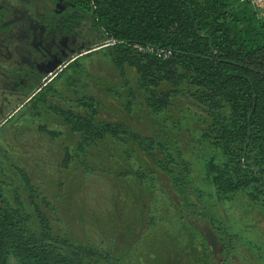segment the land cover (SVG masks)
I'll return each instance as SVG.
<instances>
[{
    "label": "trees",
    "instance_id": "16d2710c",
    "mask_svg": "<svg viewBox=\"0 0 264 264\" xmlns=\"http://www.w3.org/2000/svg\"><path fill=\"white\" fill-rule=\"evenodd\" d=\"M32 1L0 0L28 8L7 4L0 13L20 16L21 8L48 35H69L84 27L90 47L108 40L113 44L69 60L59 72V80L73 87L71 98L54 96L56 82L51 81L8 123L56 141L62 158L50 208L35 183L38 171L30 176L14 169L18 189L25 186L30 194L15 197L19 208L9 209L0 193V264H140L143 256L176 253L165 255L141 244L143 228L160 223L152 209L155 184L169 207L185 209L186 217L172 211L203 238L210 264H228L235 238L215 226L209 210L194 212L181 189L191 175L187 158L193 156L194 144L207 143L219 148L228 162L221 166L200 160L202 181L216 196L239 193L254 205H264V19L250 0H87L89 10L74 7L61 15L48 7L38 9ZM100 54L107 69L93 61ZM133 121H143L146 130L138 134ZM5 129H0V138ZM172 158L184 161L181 173L169 167ZM88 174L109 181L110 195L125 192L126 206L111 211L112 224L79 200L76 179L82 188ZM149 177L156 183L146 182ZM129 178L138 185L131 188ZM131 194L142 211L138 222L127 221ZM24 203L28 211L21 208ZM190 216L198 217L197 223ZM202 219L209 221L207 228L198 223ZM146 220L150 224L145 227ZM118 222L133 236L124 251H115L117 243L104 239L97 247L86 236L85 229L105 236L120 228ZM250 259L242 262L252 264Z\"/></svg>",
    "mask_w": 264,
    "mask_h": 264
},
{
    "label": "rangeland",
    "instance_id": "374dc122",
    "mask_svg": "<svg viewBox=\"0 0 264 264\" xmlns=\"http://www.w3.org/2000/svg\"><path fill=\"white\" fill-rule=\"evenodd\" d=\"M67 1L71 2L73 7H78L82 11L89 10L87 0ZM32 3L35 4L38 9L42 7H48L51 9V12H54L56 9L55 0H33ZM7 4L28 9L23 4L15 5V2H0V7L4 8L7 6ZM17 13H19V15H23L24 10L19 8ZM27 14L30 15L29 13ZM12 15H14V13H9L8 15L5 13H0V72L3 73V71H6L3 73V75H5V77L8 75V80H5V77H2V79H4L2 81L0 78V129L6 128L5 134H3L0 138V157H2L0 158V193L1 195L3 194L2 198H4V200H6V202L9 204V209L19 208V206H16L15 204V197H27L30 192L25 186L24 188L18 189L20 177L18 173L14 171V169L20 168L22 172L30 176L35 169L38 171V175L36 176L37 181H35V183H38L39 190L42 192L41 195L45 197L47 206L50 208L52 206V197L55 193L53 186H55L54 184L57 183L59 178L57 163L62 158V146L56 143V141L50 140L43 134L37 133L35 131L29 132L23 130L21 124L20 126L16 125L13 127L8 123L10 122L11 118L21 110V107H23L29 101L33 94H36L41 87L46 86L49 82L51 83V81L53 83L56 82L52 92L54 96H60L61 101L65 98L72 97L71 90L73 87H70L71 85L67 83V81L64 82L63 80H59V72L67 66L68 60L58 66L57 70L53 71L52 75L47 78V80H45L46 82L44 83L42 80L46 78L48 72L45 75L43 74L40 79L36 80L35 84H33L34 81L32 78L29 79L30 81L25 79L28 67L30 68L27 61L21 57L20 59L15 57L16 59H19V63L15 64V59L12 61L11 59L6 60L4 58L7 56V52L5 51L6 47H9L8 52L11 54L19 55L21 52V48L19 47V43L21 41L19 40V33L21 30L20 26L17 24L13 26L10 25L9 27L6 25H1L8 23V20L11 19ZM10 31L12 34L17 35H15L13 38H10ZM111 44H113V41L108 40L98 46L83 48L81 51H79L81 52L80 54H78L76 57L73 55L70 57V59L78 58V56L87 54L91 51H98V49ZM70 48L72 47L70 46ZM15 49L17 52H14L16 51ZM39 58L40 57L37 56L36 60H39ZM104 60L105 59L103 56H101V54L93 58V61H100V64L102 63L101 67L103 69H107L108 65ZM90 63H92V61H87L86 65ZM52 66L53 65L51 63L44 66L43 62H39L37 64L38 68L36 70L40 73ZM129 79L133 80L131 74H129ZM15 110L17 111L13 113ZM40 120H42V118ZM132 125L138 134H141V131H145L147 128V125L143 121H133ZM59 130L62 131V128ZM180 140H184V138H181ZM194 145L195 147L192 149L193 156L187 158L191 164L189 166L191 175L188 176V180H186V178L184 179L186 182L184 183L185 187L181 189L182 193H186V196L188 197V203L193 206L192 210L194 212H197L201 209L209 210L211 212L209 216L212 217V221L215 223V226L223 228L227 232V235H232L235 238L232 241L233 244L235 241V245L231 248L229 247L228 249L230 258L229 261L231 264H246L247 262H242V260L247 256L251 258L250 260H252V264H264V205H254L239 193H235L232 196L227 195V197L216 196L213 188L209 184L202 181L201 174H203V168L200 160H214L217 164L222 166L228 162V158L219 148L213 147L207 143ZM22 156L28 159L25 160ZM172 161L174 167L172 164H170L169 167L178 168L180 171L182 168L180 167V164H182L184 161L182 159L178 160L177 158H172ZM33 166H35V168H33ZM230 166H232V164H230ZM137 168L138 167L136 166L135 171H138ZM182 171L183 170H181L180 173ZM158 173L159 172H157V174ZM158 176H161L162 179H164V176L161 174H158ZM75 177L76 176H73V178ZM97 177L98 176L93 177L91 174L86 175L83 181L84 186L82 188L80 180L76 179V188H80L79 200L85 201L87 205H89L96 212V214L100 215L99 217L104 220V223L106 220L107 224H112L113 222L111 220V215L113 216L112 212H114L115 206H119V210L120 207L123 208L126 206L127 201L123 199L125 192H121L119 189V191H115L110 195V182L104 179L102 180L101 177H98L101 178L98 179ZM150 179H152V177H149V179L147 178L146 182L156 183V180ZM166 180H168V177H166ZM126 183L131 188H134V185H138V183L135 181V178L126 179ZM155 185L156 192L153 193L155 195H153L154 199L152 200V209L154 208V212L159 218L160 223L152 225V228H143V243L141 242V244L146 245L147 248H149V246H153L155 251H160L165 255L167 253L176 252V250L177 252L179 251L182 253L176 252L174 254L166 255L165 257L143 256L141 257L140 261H142V263L140 264H176V260L178 258H180V264H210L211 259L209 252L204 251V246L206 244H204L203 238L192 231V228L187 221H180L177 218V215L173 213V211H176L178 215L186 217L187 215L183 213V210L185 209L179 208V205H171V207H169V203L166 201L164 202L163 196L165 195H163V190L159 188L158 184ZM192 190H194V192ZM144 191L145 189H143L142 192L144 193ZM129 197L130 203H128L129 207L127 208V221L138 222L140 220L139 218L142 211L140 210V206L137 207L138 204L135 194H131ZM149 202L150 199L148 203ZM139 204H141V200L139 201ZM21 208L27 211L29 210L27 203L21 205ZM165 208L168 210V214L164 216L163 213ZM109 209L110 212H108ZM107 212L108 214L105 217ZM162 216L163 218H161ZM191 219L197 223L195 220L199 218L197 217L196 219L195 217L194 219ZM163 220L165 221L163 222ZM161 221L163 223H161ZM94 222L98 221L94 220ZM198 223H201L207 228L209 221L202 219ZM74 224L75 227H79V223H77V221ZM149 224L150 220H146V223H144L145 227L149 226ZM119 225L120 228L114 227L115 229L105 236H103L104 232H102L103 237L98 232H96L97 234H88V230L85 229L87 234L86 236H88L95 244L96 242H101V240L103 241V239L112 244L116 242L117 246L119 247H116L115 251H124L130 248L131 244L133 243L131 241L133 236L132 234L129 236L127 235V229L124 223H119ZM198 238H201L200 243ZM194 241L196 244H200V248L193 244ZM95 246L98 247L97 244ZM197 249L198 252H202L196 253L195 250ZM152 259H154V261H151Z\"/></svg>",
    "mask_w": 264,
    "mask_h": 264
},
{
    "label": "flooded vegetation",
    "instance_id": "af4514ba",
    "mask_svg": "<svg viewBox=\"0 0 264 264\" xmlns=\"http://www.w3.org/2000/svg\"><path fill=\"white\" fill-rule=\"evenodd\" d=\"M55 1H56V5H55L56 9L54 11L55 14L57 13L61 15L65 12L67 13L68 9L74 8L71 2H68L67 0H55ZM3 9L4 8L0 7V11ZM15 24H17L21 28L20 33H19V38H20L19 40H21L19 43L20 44L19 47L21 48V52L19 55L11 54L8 52L9 47L8 48L6 47L5 51L7 52V56L4 58L6 60L11 59L12 61L13 59H15L14 60L15 64L19 63L20 57L26 60L30 68L28 67V71L26 72L25 79L29 80L30 78H32V80L34 81L33 84H35V81L40 79V77L43 74L45 75L47 72L49 73V72H53L57 70L58 66L63 64L65 61L67 60L72 61L74 58L70 59V57L73 55H75L76 57L78 54H80L79 51H81V49L91 46L92 40L91 38H89V35L87 33L88 31H86L84 27L80 29L77 28L76 31L70 33L69 35H62L58 37L53 36V35L51 36V35H48L49 33L48 30H45V31L43 30L44 29L43 25L40 22L33 19L27 13L24 16L23 15L13 16L11 17L10 20H8V23L1 24V25L2 26L6 25L7 27H9L10 25L13 26ZM9 33L12 36V37L10 36V38H13L15 35H17V34H12L11 31ZM29 46L32 47L31 50L30 49L28 50ZM70 46L72 48H70ZM14 52H17V50ZM37 56L40 57L39 60H36ZM15 57L19 59H16ZM39 62H43L44 66L50 63L53 66L39 73L36 70L38 68L37 64ZM4 72L6 71H3V73ZM3 73L0 72L1 79L2 77H5ZM4 79L8 80V75H6ZM4 79H2V81Z\"/></svg>",
    "mask_w": 264,
    "mask_h": 264
},
{
    "label": "built area",
    "instance_id": "2783aa9c",
    "mask_svg": "<svg viewBox=\"0 0 264 264\" xmlns=\"http://www.w3.org/2000/svg\"><path fill=\"white\" fill-rule=\"evenodd\" d=\"M250 2L255 8V10L259 11L262 14V17L264 18V9L262 6V0H250Z\"/></svg>",
    "mask_w": 264,
    "mask_h": 264
},
{
    "label": "crops",
    "instance_id": "0c3cea01",
    "mask_svg": "<svg viewBox=\"0 0 264 264\" xmlns=\"http://www.w3.org/2000/svg\"><path fill=\"white\" fill-rule=\"evenodd\" d=\"M262 6H263V9H264V0H262ZM256 13H257V15H258L259 18L264 19V18L262 17V14H261L259 11H256Z\"/></svg>",
    "mask_w": 264,
    "mask_h": 264
},
{
    "label": "water",
    "instance_id": "95a60500",
    "mask_svg": "<svg viewBox=\"0 0 264 264\" xmlns=\"http://www.w3.org/2000/svg\"><path fill=\"white\" fill-rule=\"evenodd\" d=\"M51 75H52V72H49V73L47 74L46 80H47V78H49ZM42 82H43V83L46 82V81H45V78L42 80ZM16 111H17V110L13 111V113L16 112ZM4 121H5V120H4ZM4 121H3V122H4Z\"/></svg>",
    "mask_w": 264,
    "mask_h": 264
}]
</instances>
